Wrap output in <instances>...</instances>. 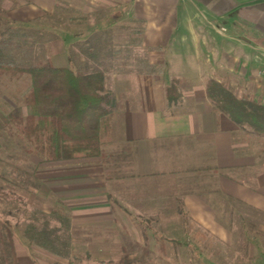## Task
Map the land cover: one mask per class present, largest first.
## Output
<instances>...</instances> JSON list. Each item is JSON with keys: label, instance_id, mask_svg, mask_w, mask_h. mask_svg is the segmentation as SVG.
<instances>
[{"label": "rangeland", "instance_id": "rangeland-1", "mask_svg": "<svg viewBox=\"0 0 264 264\" xmlns=\"http://www.w3.org/2000/svg\"><path fill=\"white\" fill-rule=\"evenodd\" d=\"M1 9L0 3L1 39L19 43L1 52L16 62L44 57L67 62L70 48L107 71L113 64L119 69L137 52L132 44L139 40L138 23L122 14L117 0H58L49 18L27 26L4 20ZM27 87L23 77H0V225L9 223L10 264H16L12 255L19 244L39 264H264V225H257L264 215L227 199L216 209L217 219L229 224L230 238L221 240L218 231L197 224L186 210L178 212L189 191L186 173L148 182L131 178L123 168L121 146L111 139L102 146L112 155L107 164L97 156L47 161L27 151L30 145L16 128H8L10 112L29 110L22 101ZM228 88L240 92L236 85ZM247 141L262 145L254 138ZM144 188L147 193L124 196ZM136 214L153 218L150 225L164 245ZM33 232L42 233L46 246L29 242L26 235ZM0 264L7 263L0 258Z\"/></svg>", "mask_w": 264, "mask_h": 264}, {"label": "crops", "instance_id": "crops-1", "mask_svg": "<svg viewBox=\"0 0 264 264\" xmlns=\"http://www.w3.org/2000/svg\"><path fill=\"white\" fill-rule=\"evenodd\" d=\"M57 1L0 0L1 17L27 26L49 18ZM117 1L122 14L137 21L139 40L132 44L135 57L105 71V87L122 103L110 143L121 146L123 168L131 178L148 182L189 175L184 209L228 242L229 224L217 219L216 209L229 199L264 215V152L262 145L247 141L253 135L213 110L205 81L224 80L239 87L237 94L264 103V0ZM147 192L136 189L124 196ZM140 238L147 241L143 234ZM19 245L12 255L16 264H39Z\"/></svg>", "mask_w": 264, "mask_h": 264}, {"label": "trees", "instance_id": "trees-1", "mask_svg": "<svg viewBox=\"0 0 264 264\" xmlns=\"http://www.w3.org/2000/svg\"><path fill=\"white\" fill-rule=\"evenodd\" d=\"M120 15V12L114 13ZM8 44L19 46L10 39L0 37V77H23L28 87L22 101L29 110L25 115L10 112L8 120L30 147L26 150L42 160L71 159L78 156H97L103 164L110 161L111 154L102 146L111 139L112 123L117 110L122 107L121 96L116 99L112 90L105 87V69L81 60L77 53L66 48L67 66H55L49 57L20 63L5 58L1 48ZM85 51L91 55L88 47ZM169 83L166 90L174 86ZM205 92L216 113H224L241 129L250 133L262 144L264 152V103L247 93L237 94L224 80L208 78ZM178 212L185 214L181 201ZM134 218L164 245L150 225L153 218L140 214ZM8 222L0 225V258L10 264L7 238ZM40 232L26 235L29 242L46 246Z\"/></svg>", "mask_w": 264, "mask_h": 264}, {"label": "built area", "instance_id": "built-area-1", "mask_svg": "<svg viewBox=\"0 0 264 264\" xmlns=\"http://www.w3.org/2000/svg\"><path fill=\"white\" fill-rule=\"evenodd\" d=\"M263 72H264V68L261 69V73H263Z\"/></svg>", "mask_w": 264, "mask_h": 264}]
</instances>
